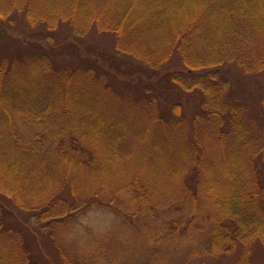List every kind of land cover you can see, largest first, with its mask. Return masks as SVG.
I'll return each mask as SVG.
<instances>
[{
	"label": "trees",
	"instance_id": "trees-1",
	"mask_svg": "<svg viewBox=\"0 0 264 264\" xmlns=\"http://www.w3.org/2000/svg\"><path fill=\"white\" fill-rule=\"evenodd\" d=\"M230 65L264 76V0H0V264H44L32 236L79 264L66 239L98 209L264 264V123Z\"/></svg>",
	"mask_w": 264,
	"mask_h": 264
},
{
	"label": "rangeland",
	"instance_id": "rangeland-1",
	"mask_svg": "<svg viewBox=\"0 0 264 264\" xmlns=\"http://www.w3.org/2000/svg\"><path fill=\"white\" fill-rule=\"evenodd\" d=\"M93 33H91L92 35ZM13 35H15L13 33ZM100 41V42H98ZM84 44H79L78 47L83 51L89 50L88 47L95 49L105 48L103 40L96 36L93 41H84ZM105 43H108L106 40ZM98 48H97V47ZM99 50V49H98ZM101 50V49H100ZM102 51V50H101ZM110 52V51H109ZM102 53L105 58H110V53ZM112 62V61H108ZM232 65H230L231 67ZM120 75V79H136L137 72L135 65L119 63L115 65ZM237 78L236 82H232L233 97L237 101H242L246 106V114L250 120H254L258 125L264 123V111L261 110L259 101L264 97V76L255 78H245L246 76L231 67ZM143 78L145 76L143 75ZM161 89H165V83L159 85ZM171 93L168 99L171 103L179 99L184 102L183 97H177ZM195 98L189 97L190 100ZM182 106L180 116L191 117L192 109L187 103ZM169 103V102H168ZM182 104V103H181ZM194 105V104H193ZM192 105V106H193ZM183 113V114H182ZM143 113L134 111L133 119H138L139 122H144V117L140 116ZM142 149H147V146L140 145ZM144 151V150H143ZM142 151V152H143ZM83 225V226H82ZM81 228L78 232L66 239V246L71 257L77 258L79 264H233V260L226 258H216L212 256H202L204 245L194 244L192 247L182 249V240L176 239L172 245L167 244H152L149 240L148 224L144 225L137 221L134 226L121 224L110 211L98 209L88 213L82 220ZM29 236L36 235L26 232ZM33 240L35 250L42 252L41 258L44 264H54L51 256L48 253L47 246L44 240L39 236ZM157 245H161L156 247ZM155 248L158 251H155ZM192 251V252H191Z\"/></svg>",
	"mask_w": 264,
	"mask_h": 264
}]
</instances>
